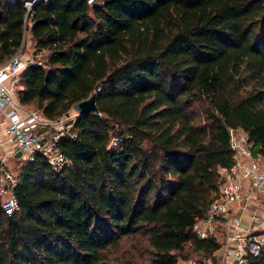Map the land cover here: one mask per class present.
Here are the masks:
<instances>
[{"label":"trees","instance_id":"obj_1","mask_svg":"<svg viewBox=\"0 0 264 264\" xmlns=\"http://www.w3.org/2000/svg\"><path fill=\"white\" fill-rule=\"evenodd\" d=\"M24 19L23 0H0V61L27 32L39 56L18 100L56 118L96 93L101 113L59 136L60 168L39 152L20 161L10 214L0 194V264H110L138 234L151 264H177L187 245L211 254L220 237L192 225L234 162L228 126L264 156V0H37ZM248 264H264V246Z\"/></svg>","mask_w":264,"mask_h":264},{"label":"built area","instance_id":"obj_2","mask_svg":"<svg viewBox=\"0 0 264 264\" xmlns=\"http://www.w3.org/2000/svg\"><path fill=\"white\" fill-rule=\"evenodd\" d=\"M37 0H23L25 19ZM89 3L97 0H87ZM24 37L21 45L24 43ZM19 49L0 61V191L7 192L2 200L5 213L17 207L12 192L16 173L7 165L8 158L21 162L39 152L45 155L54 169L67 158L58 148L60 135L74 136L73 120L76 111H67L52 118L41 110L22 104L16 97L19 71L32 60ZM234 162L222 168L218 195L207 206L205 214L196 219L192 229L200 237H220L219 246L208 256V264H248L249 257L264 246V156L254 153L253 141L241 126H228ZM119 136L114 135L111 144ZM19 149L20 154L14 155Z\"/></svg>","mask_w":264,"mask_h":264},{"label":"rangeland","instance_id":"obj_3","mask_svg":"<svg viewBox=\"0 0 264 264\" xmlns=\"http://www.w3.org/2000/svg\"><path fill=\"white\" fill-rule=\"evenodd\" d=\"M25 35V46L22 49L24 56L39 57L31 53L32 45L31 40L29 41V36ZM69 111H75L70 108ZM115 115L118 120H120L121 125H129L132 121L130 110L125 106V104L118 100L117 107L115 109ZM1 127V125H0ZM2 129V128H1ZM0 129V137L5 135ZM20 160L8 158L7 165L9 168L16 173ZM2 199L7 195V192L0 191ZM147 243L142 235H130L123 237L118 244L114 245L110 250V264H124L127 259H133L136 264H151V254L146 248ZM186 252L179 256L177 264H208V256L202 252H196L191 249L190 245L186 246Z\"/></svg>","mask_w":264,"mask_h":264},{"label":"water","instance_id":"obj_4","mask_svg":"<svg viewBox=\"0 0 264 264\" xmlns=\"http://www.w3.org/2000/svg\"><path fill=\"white\" fill-rule=\"evenodd\" d=\"M32 63V60H28L27 64ZM73 109L76 111V113H83L90 110H93L95 113L100 114V110L98 108V105L96 103V93H92L90 96L83 98L81 100H77L72 104ZM20 150L17 149L14 152V155H19Z\"/></svg>","mask_w":264,"mask_h":264},{"label":"crops","instance_id":"obj_5","mask_svg":"<svg viewBox=\"0 0 264 264\" xmlns=\"http://www.w3.org/2000/svg\"><path fill=\"white\" fill-rule=\"evenodd\" d=\"M27 33H28L27 35L30 36V33H29V32H27ZM0 138H1V137H0Z\"/></svg>","mask_w":264,"mask_h":264}]
</instances>
